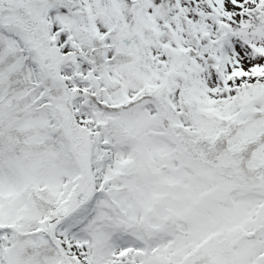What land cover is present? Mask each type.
<instances>
[{
	"label": "snow or ice",
	"instance_id": "snow-or-ice-1",
	"mask_svg": "<svg viewBox=\"0 0 264 264\" xmlns=\"http://www.w3.org/2000/svg\"><path fill=\"white\" fill-rule=\"evenodd\" d=\"M0 264H264V0H0Z\"/></svg>",
	"mask_w": 264,
	"mask_h": 264
}]
</instances>
